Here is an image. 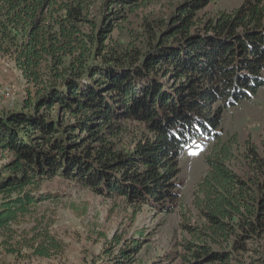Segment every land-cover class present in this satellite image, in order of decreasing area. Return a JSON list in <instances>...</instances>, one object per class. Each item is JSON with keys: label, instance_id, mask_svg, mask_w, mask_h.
<instances>
[{"label": "trees", "instance_id": "obj_1", "mask_svg": "<svg viewBox=\"0 0 264 264\" xmlns=\"http://www.w3.org/2000/svg\"><path fill=\"white\" fill-rule=\"evenodd\" d=\"M216 1L161 13L158 0H0V55L27 85L23 104L0 114V154L11 157L0 165V234L14 239L19 218L51 197L28 189L58 177L171 213L180 159L201 140L211 151L194 206L205 223L182 225L193 264H238L262 243L264 146L241 153L221 134L224 113L264 88V0L204 12ZM35 233L20 250L63 252L48 229ZM141 241L114 262L131 264Z\"/></svg>", "mask_w": 264, "mask_h": 264}, {"label": "rangeland", "instance_id": "obj_2", "mask_svg": "<svg viewBox=\"0 0 264 264\" xmlns=\"http://www.w3.org/2000/svg\"><path fill=\"white\" fill-rule=\"evenodd\" d=\"M244 1L219 0L212 2L204 12H233ZM176 2L158 0V5L152 8L167 13L174 10ZM112 37L115 41H125L118 33ZM0 77L1 114L23 104L27 97V85L22 73L8 56L0 55ZM66 119L73 121L71 116ZM228 135L238 137L241 153L246 151L249 144L263 149L264 88L251 99L224 113L221 138L225 140ZM210 151L207 144L200 140L189 146L182 155L181 200L171 213L140 203L133 204L125 197L97 194L64 177L29 188L33 195L51 197L19 218L12 227L14 239L0 234V264H116L115 259L129 248L130 243L139 239H142V244L131 254L134 259L131 264H193V257L187 251V243L193 239L182 225L202 227L205 223L199 217L194 199L197 187L208 171L204 161ZM238 154L234 164L244 168L247 160L241 158L243 154ZM7 159L11 157L6 154L1 157L0 154V165ZM43 229H48L63 243V252L45 259L34 256L29 248L20 250V244H26L29 237ZM11 247H17L21 252L12 254L9 250ZM252 248L251 252L240 256L241 262L238 264H264V240ZM213 249L217 250L215 246ZM257 249L262 255L256 252Z\"/></svg>", "mask_w": 264, "mask_h": 264}, {"label": "built area", "instance_id": "obj_3", "mask_svg": "<svg viewBox=\"0 0 264 264\" xmlns=\"http://www.w3.org/2000/svg\"><path fill=\"white\" fill-rule=\"evenodd\" d=\"M0 80H1V77H0Z\"/></svg>", "mask_w": 264, "mask_h": 264}]
</instances>
